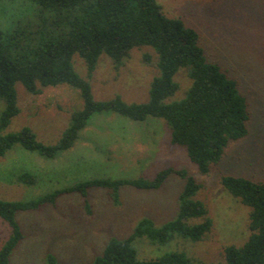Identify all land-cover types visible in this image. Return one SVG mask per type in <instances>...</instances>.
I'll return each instance as SVG.
<instances>
[{"label": "rangeland", "instance_id": "rangeland-1", "mask_svg": "<svg viewBox=\"0 0 264 264\" xmlns=\"http://www.w3.org/2000/svg\"><path fill=\"white\" fill-rule=\"evenodd\" d=\"M158 1L168 16L181 17L194 27L207 58L238 81L248 102V135L232 141L210 172L202 173L186 150L172 143L165 119L149 116L136 121L115 112L96 113L74 145L56 158L43 157L21 144L0 156V199H34L96 177L154 178L169 166L184 168L202 184L196 198L208 208L210 231L199 241L177 237L158 246L144 238L137 242L139 255L150 258L182 250L205 262L224 263L225 247L242 245L250 234V207L224 188L221 177L264 180V0ZM34 11L26 0H2L0 27L10 28L28 20ZM145 54L150 55L149 61ZM73 62L77 71L89 78L96 99L120 95L129 103L146 102L151 82L159 74L158 55L146 45L134 47L119 71L106 53L100 56L91 76L78 53ZM175 79L180 87L167 101L185 97L192 82L186 68H181ZM16 87L21 111L2 134L29 126L39 141L56 143L69 124L71 112L83 104L80 91L68 84L44 87L40 94L30 93L22 83ZM3 109L0 98V114ZM24 171L37 175V182H18L17 175ZM183 186L184 179L172 174L159 189L122 187L119 205L109 198L107 189L92 188L90 210L83 196L72 192L61 195L55 206L45 204L40 209L19 211L16 217L25 237L14 249L10 264H47L48 253L56 254L63 264H93L111 236H128L143 217H151L156 225L175 217ZM9 233V225L0 218V247Z\"/></svg>", "mask_w": 264, "mask_h": 264}, {"label": "trees", "instance_id": "trees-1", "mask_svg": "<svg viewBox=\"0 0 264 264\" xmlns=\"http://www.w3.org/2000/svg\"><path fill=\"white\" fill-rule=\"evenodd\" d=\"M26 1L35 8L32 16L13 27H0V98L4 100L0 114V156L15 144H21L43 157L56 158L74 145L90 118L100 112H115L136 121H144L149 116L165 119L171 129L172 143L183 147L202 173L210 172L232 141L248 135V102L238 81L207 58L199 32L186 25L181 17L168 16L158 0ZM145 45L157 53L159 68L146 102L129 103L120 95L96 99L89 78L83 77L73 62L74 54L78 53L91 76L100 56L106 53L119 71L132 49ZM145 59L149 61L150 55L145 54ZM181 68L187 69L191 85L185 97L167 101L180 87L175 75ZM18 83L32 94L61 84L80 91L82 107L71 112L59 141L45 144L29 126L1 133L21 111ZM172 174L184 179L175 217L161 225H156L151 217H143L128 236H111L93 264H264V180L235 175H223L221 183L250 207V234L242 245L225 247L224 263L205 262L182 250L140 257L139 240L148 238L154 246L165 245L177 237L199 241L212 227L205 202L196 198L202 184L186 169L174 166L160 170L154 178L96 177L34 199H0V218L10 228L9 236L0 247V264H10L14 249L25 237L16 217L19 211L40 209L45 204L55 206L61 195L72 192L83 196L90 210L88 196L92 188L107 189L109 198L119 205L122 187L159 189ZM16 180L31 185L38 177L24 171ZM199 218L203 220L194 221ZM46 263L63 264L54 253L46 255Z\"/></svg>", "mask_w": 264, "mask_h": 264}]
</instances>
